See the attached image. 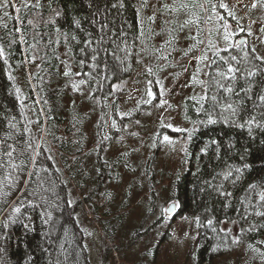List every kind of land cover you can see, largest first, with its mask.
Returning a JSON list of instances; mask_svg holds the SVG:
<instances>
[{"label":"trees","instance_id":"1","mask_svg":"<svg viewBox=\"0 0 264 264\" xmlns=\"http://www.w3.org/2000/svg\"><path fill=\"white\" fill-rule=\"evenodd\" d=\"M153 2L161 28L147 39L175 42L179 61H211L204 93L185 102L192 126L167 128L186 144L178 168L153 170L150 158L151 200L167 179L173 216L197 220L192 264H264V57L218 41V20L237 15L229 0H0V264H92L77 193L91 183L86 200L115 241L120 207L96 206L117 165L104 158L117 132L107 124L132 121L117 87L139 69Z\"/></svg>","mask_w":264,"mask_h":264},{"label":"rangeland","instance_id":"2","mask_svg":"<svg viewBox=\"0 0 264 264\" xmlns=\"http://www.w3.org/2000/svg\"><path fill=\"white\" fill-rule=\"evenodd\" d=\"M229 1L230 8H237V15L234 21L219 17L218 41L227 45L238 43L244 37L245 42L239 45H253L264 57L263 13L254 9V0ZM156 9V3H151L143 16L148 30L146 40L140 44L139 69L117 87L120 115H132V121L109 119L107 124V130L117 132L113 143L105 149L104 158L107 167L114 160L117 165L112 164L109 168L110 173L99 189L96 206L102 214L112 205V200L116 207H120L119 210L113 209V217L118 219L109 227L115 241L107 236L96 220L91 203L86 200L95 183L89 182L86 191H77L84 201L80 214L84 215L92 264H192V247L199 234L197 220L168 214V207L174 203L166 187L170 184L167 179L165 182L158 179L157 173L155 179L161 180V185L156 189L155 200H151L146 168L155 152L151 164L153 170L164 167L168 173L178 168L186 144L168 133L167 128L183 130L192 126L184 116L185 102L187 98H198L204 93L211 58L202 60L195 55L179 61L175 52L169 55L175 50L172 46L175 42L168 45L165 36H150L148 40L147 33L161 28L160 16L154 17ZM93 119L87 127L92 142L96 141L97 124V119ZM163 129L158 146V134ZM116 158L123 159L133 173L125 170L124 164ZM115 166L120 170L116 171ZM94 175L100 177L95 170Z\"/></svg>","mask_w":264,"mask_h":264},{"label":"water","instance_id":"3","mask_svg":"<svg viewBox=\"0 0 264 264\" xmlns=\"http://www.w3.org/2000/svg\"><path fill=\"white\" fill-rule=\"evenodd\" d=\"M244 42H245V38L244 37L239 39V43H244ZM176 209H177V204L176 203H172L168 207L167 212H168L169 215H173L175 213Z\"/></svg>","mask_w":264,"mask_h":264}]
</instances>
